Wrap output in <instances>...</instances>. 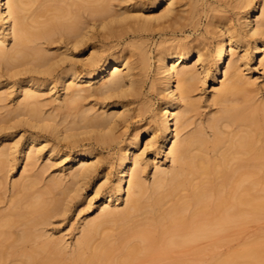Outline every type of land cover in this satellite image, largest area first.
<instances>
[{
  "label": "bare ground",
  "instance_id": "obj_1",
  "mask_svg": "<svg viewBox=\"0 0 264 264\" xmlns=\"http://www.w3.org/2000/svg\"><path fill=\"white\" fill-rule=\"evenodd\" d=\"M244 2L0 0V264L264 260V20ZM85 203L71 242L50 232Z\"/></svg>",
  "mask_w": 264,
  "mask_h": 264
},
{
  "label": "rangeland",
  "instance_id": "obj_2",
  "mask_svg": "<svg viewBox=\"0 0 264 264\" xmlns=\"http://www.w3.org/2000/svg\"><path fill=\"white\" fill-rule=\"evenodd\" d=\"M205 17L203 18V23L201 25V28L203 27V24L205 23ZM182 35H186V34H182ZM212 37H210V39L208 41H211ZM257 63V59L255 58L254 60L249 61V66L254 67V65H256ZM151 76V75H150ZM252 79L256 80V84L254 85L256 88H258L259 91H261L262 94H264V72L262 69H259V71H255L252 73ZM212 79L208 78V81L205 85L202 86V89L198 90V92L195 95V98H197L200 101V104L202 105V110L204 111H208L210 108H212L213 106H211V93L213 91V86H212ZM150 84L149 80H148V85ZM149 89V86L146 87V91ZM147 99H149L151 101V104L153 107H156L158 105V103L161 101V98L159 97V95H157V93L154 90H149L148 94H147ZM139 104L138 102H135L133 104L130 105L131 108H135L138 107ZM149 139V136H145L142 143L140 145V147L143 149L145 147V143L146 141ZM99 149V148H98ZM103 151V155L108 156L109 154V149H104L101 150ZM116 151V149H115ZM111 152H114L113 150ZM164 152H161L160 157L162 160H164L165 156H164ZM169 164V162H168ZM63 166H67V163H63ZM107 166V168H105ZM109 166V167H108ZM113 167V168H111ZM102 169L106 170H111L113 171L114 169V165L110 166V165H105L101 167ZM54 168L52 167L48 173L46 175H48ZM21 171L20 165L17 166V168L14 170L13 174L14 176L13 178L18 177L19 172ZM111 177H114V172H112ZM90 186V187H89ZM86 188V192L84 191V194H89L91 196H94L95 193H93V185H89ZM260 187V186H258ZM97 201V202H96ZM98 199L95 198V201L93 202L94 206H97L98 203ZM87 203H85L84 205H82L80 207L81 212L79 211H74V207L72 209H70V211L67 212L66 215L64 216H56L53 218L52 222L50 224H48L49 226L48 229L50 230V232L55 233V235L58 236V234H66V239H68V242H71L74 238L75 235V228L77 226V223H80L82 221V219L84 218V216H86L87 213L91 212L90 210L85 212L84 209L88 208ZM73 212V213H72ZM78 213V214H77ZM73 214V215H72ZM253 231H255V235H261L264 234V214L263 217L255 224L253 225ZM75 231V232H74ZM74 234V235H73Z\"/></svg>",
  "mask_w": 264,
  "mask_h": 264
},
{
  "label": "snow or ice",
  "instance_id": "obj_3",
  "mask_svg": "<svg viewBox=\"0 0 264 264\" xmlns=\"http://www.w3.org/2000/svg\"><path fill=\"white\" fill-rule=\"evenodd\" d=\"M241 8L242 9H245L249 12L250 14V18L255 21V18L257 16L260 17L261 20H264V0H246V2L242 3L241 5ZM208 23L210 25H214L216 23H220L221 26H223L224 23H226L225 21H219L217 19H213V18H210ZM252 27H255V24L251 25L250 26V30ZM219 34V32H218ZM251 34L252 36H257V35H261V36H264V30H261L259 27H256V30L255 31H251ZM11 42V41H10ZM196 42V37H193L192 40L190 41V43H195ZM220 44V41H217V45ZM195 53H194V56L193 58H195ZM261 56H264V51L260 52L257 54V61L261 64V65H264V60H261L260 57ZM176 59H179V56L176 57ZM83 63V62H82ZM54 67V66H53ZM171 71L173 72V75H175V69H171ZM163 90V86H162V89ZM128 91L130 92L131 89H128ZM108 99H111V97H107ZM148 135H151V133H149ZM155 137H152V140H154ZM152 140L149 141V145H151L152 143ZM142 146H143V143H142ZM144 153H149L151 154V148L150 147H144ZM144 153H141V156L144 155ZM107 184V180L104 181V183L100 184V187L99 188H95V186H93L95 188V196H93V199H95L96 197H98L100 195V190L104 187V185ZM75 195V194H74ZM90 207L91 205L89 204V208H86L84 211L87 212L90 210ZM260 264H264V260H262L260 262Z\"/></svg>",
  "mask_w": 264,
  "mask_h": 264
}]
</instances>
